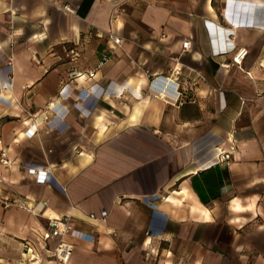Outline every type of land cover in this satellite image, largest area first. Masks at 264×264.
Returning <instances> with one entry per match:
<instances>
[{
	"label": "crops",
	"instance_id": "obj_1",
	"mask_svg": "<svg viewBox=\"0 0 264 264\" xmlns=\"http://www.w3.org/2000/svg\"><path fill=\"white\" fill-rule=\"evenodd\" d=\"M2 151L0 264H264V0H0Z\"/></svg>",
	"mask_w": 264,
	"mask_h": 264
},
{
	"label": "built area",
	"instance_id": "obj_2",
	"mask_svg": "<svg viewBox=\"0 0 264 264\" xmlns=\"http://www.w3.org/2000/svg\"><path fill=\"white\" fill-rule=\"evenodd\" d=\"M110 37H112L116 42H121V38L118 36H115L112 32L109 34ZM190 46V41H185L183 44V48L187 49ZM248 54L247 48H241L236 55L233 57L232 62L229 63H223L222 66L228 68L231 67V65H238L241 66L243 63L244 58ZM110 56H104L101 60L100 64H104L109 60ZM85 75L82 71H74L72 73V77L74 79L83 77ZM89 76H94V71L89 72ZM28 132V131H27ZM0 161L4 164H11L10 159L8 158V155L6 151H2L0 154ZM231 158V153L226 152L224 150L220 151L219 154V162L229 161ZM30 171L33 173L36 170L34 168H31ZM39 172V171H38ZM42 173V172H41ZM40 175V174H39ZM39 182L46 181V177H38ZM6 206L15 205L18 207H24L27 210H29L32 213H35L34 208L30 202L26 200L23 196H18L15 199L7 200L5 203ZM106 214V212H104ZM94 217V215H91ZM75 229L71 223L70 216L66 217H58V218H50L48 221V225L45 228L44 235H43V241L40 242V244L43 246V248L47 251L48 255L52 258H54L59 264H68L70 261V258L72 256V252L74 250V246L66 241H64V238L69 234H74ZM24 249L26 252L31 251V247L28 243H24Z\"/></svg>",
	"mask_w": 264,
	"mask_h": 264
}]
</instances>
